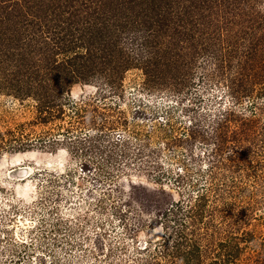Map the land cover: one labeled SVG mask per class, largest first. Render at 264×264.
I'll use <instances>...</instances> for the list:
<instances>
[{
    "label": "rangeland",
    "instance_id": "rangeland-1",
    "mask_svg": "<svg viewBox=\"0 0 264 264\" xmlns=\"http://www.w3.org/2000/svg\"><path fill=\"white\" fill-rule=\"evenodd\" d=\"M17 2L0 264H264V0Z\"/></svg>",
    "mask_w": 264,
    "mask_h": 264
},
{
    "label": "trees",
    "instance_id": "trees-1",
    "mask_svg": "<svg viewBox=\"0 0 264 264\" xmlns=\"http://www.w3.org/2000/svg\"><path fill=\"white\" fill-rule=\"evenodd\" d=\"M28 1H30V0H28ZM19 3V0H18V2L16 3V5H19L18 4ZM27 6V4L25 5V6H23V8H24V10L25 9H27V11L28 12H31V11H29L30 9L32 10V8L30 7V6H27V8H25ZM10 18V17H9ZM8 18V19H9ZM0 19H1V17H0ZM3 22H4V20H2ZM61 31H62V29H61ZM1 41V40H0ZM8 47V45L6 44L5 45V43H1L0 44V49H3V51L5 50V48H7ZM14 49H16V48H14ZM100 54V53H99ZM86 56V57H85ZM94 56H95V58H97V54H93V51L92 50H87L86 49V54H84V55H80V54H77L76 55V61L75 62H72L71 61V63H72V65H74V69H76V71H81V70H79L80 68L82 69H84V67H82L83 66V64H85V62L86 63H88V60H92V59H94ZM77 64L78 65H80L81 67L80 68H78L77 67ZM69 66V65H68ZM70 67V66H69ZM66 70H67V67H66ZM85 71V70H84ZM72 77L73 78H75V80L78 82L80 79H79V77H77V75L76 74H74V75H72ZM71 77V78H72ZM71 81H72V79H71ZM69 82V83H72V82ZM76 84V83H75ZM259 177V175L258 176H256L255 177V179L256 178H258ZM223 243H221V245H222ZM176 246H179V243L176 245ZM191 249V251H190V254H185L186 256H181L180 254V259H183V258H185L188 262H192V260L189 258V257H201L200 255H199V252L200 251H198L199 249H200V246L199 245H192V247L190 248ZM194 250H197V251H194ZM195 252H197V253H195ZM192 254V255H191ZM179 260V259H178ZM184 260V259H183ZM181 261V260H180ZM185 261V260H184Z\"/></svg>",
    "mask_w": 264,
    "mask_h": 264
}]
</instances>
